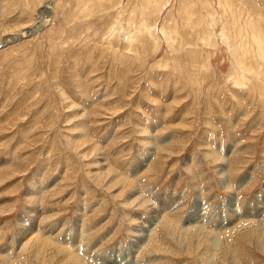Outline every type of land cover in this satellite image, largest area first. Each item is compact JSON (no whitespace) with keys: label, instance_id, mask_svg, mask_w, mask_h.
Returning <instances> with one entry per match:
<instances>
[{"label":"rangeland","instance_id":"374dc122","mask_svg":"<svg viewBox=\"0 0 264 264\" xmlns=\"http://www.w3.org/2000/svg\"><path fill=\"white\" fill-rule=\"evenodd\" d=\"M8 39L0 264H264V0H0Z\"/></svg>","mask_w":264,"mask_h":264},{"label":"bare ground","instance_id":"6f19581e","mask_svg":"<svg viewBox=\"0 0 264 264\" xmlns=\"http://www.w3.org/2000/svg\"><path fill=\"white\" fill-rule=\"evenodd\" d=\"M48 9H50V8H48ZM44 14H43V17L41 18V23L40 24H42V25H44V24H47V22L50 20L49 19V16H51L50 15V11H45V12H43ZM41 25V26H42ZM39 27V26H38ZM37 30H34L35 32H37L38 30H39V28H36ZM33 31V32H34ZM34 32V33H35ZM30 34V32H28V35ZM26 36V32H24L21 36H19L18 38H11L14 42H17L19 39H21L22 37H25ZM230 38V37H229ZM11 39L9 40H7V42L6 43H4V44H2L1 46H0V49H2L4 46H6L7 45V43L8 42H10L11 41ZM229 42V41H228ZM24 222V221H23ZM32 229H30V230H27V232H29V231H31ZM26 237H27V235H26Z\"/></svg>","mask_w":264,"mask_h":264}]
</instances>
